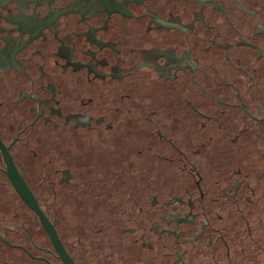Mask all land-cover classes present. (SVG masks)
Instances as JSON below:
<instances>
[{
  "label": "flooded vegetation",
  "instance_id": "1",
  "mask_svg": "<svg viewBox=\"0 0 264 264\" xmlns=\"http://www.w3.org/2000/svg\"><path fill=\"white\" fill-rule=\"evenodd\" d=\"M140 84L189 91L177 101L202 136L212 129L223 140L211 151L223 156V180L196 164L205 142L189 158L176 148L189 188L154 195L152 210L138 206L121 232L145 264H264V161L249 146L264 154V0H0V264H64L8 180L2 151L78 264L56 210L36 193L40 182L28 179L35 134L68 133L65 118H115V91L128 97L119 90ZM193 92L204 101L192 102ZM76 104L83 111L69 110ZM58 173L60 186L72 179L69 168Z\"/></svg>",
  "mask_w": 264,
  "mask_h": 264
},
{
  "label": "water",
  "instance_id": "2",
  "mask_svg": "<svg viewBox=\"0 0 264 264\" xmlns=\"http://www.w3.org/2000/svg\"><path fill=\"white\" fill-rule=\"evenodd\" d=\"M119 91L128 97L120 98V92L115 91L114 105L110 106V109L118 108L115 118L98 115L81 122L76 117L65 118L61 124L68 126V133L47 127L35 134L36 150L40 154L31 160L28 179L35 184L40 182L36 193L56 210L58 227L69 237L68 245L78 264H145L143 251L128 242L132 236L121 229L134 225L138 206L152 210L148 204L154 195L162 201L189 188L190 177L187 171L180 170L182 163L176 148L189 158L194 148L205 142L194 156L196 164L200 171H205V178L223 180V156H211L212 150H223V140L218 139L212 129L211 139L202 136V132L196 130L197 118L192 119L188 107L177 101L178 95H187L189 91L174 92L168 87L142 84ZM192 94V102L204 101L201 93ZM69 110L83 111L77 104ZM145 117L155 122L164 139L154 134V127L149 126ZM249 146L259 147L255 156H263V162L262 144L251 142ZM44 151L48 153L43 154ZM2 152L12 187L36 214L63 263L75 264L9 154ZM210 159L212 165L209 166ZM60 168H69L72 174V179L62 186L55 182ZM48 179L55 184L48 186ZM76 236L81 238L80 246L71 243ZM136 255L142 256L140 262L134 260Z\"/></svg>",
  "mask_w": 264,
  "mask_h": 264
}]
</instances>
